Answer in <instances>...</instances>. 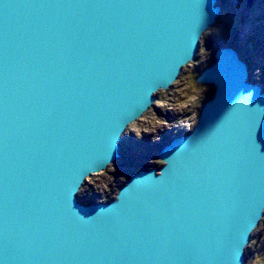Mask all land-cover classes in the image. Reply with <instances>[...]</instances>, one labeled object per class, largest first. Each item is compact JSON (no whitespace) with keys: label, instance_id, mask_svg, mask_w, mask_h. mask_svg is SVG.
I'll return each mask as SVG.
<instances>
[{"label":"water","instance_id":"water-1","mask_svg":"<svg viewBox=\"0 0 264 264\" xmlns=\"http://www.w3.org/2000/svg\"><path fill=\"white\" fill-rule=\"evenodd\" d=\"M219 13L217 0H0V264L245 263L264 217V92L232 47L196 77L212 96L160 168L110 202L77 200Z\"/></svg>","mask_w":264,"mask_h":264},{"label":"rangeland","instance_id":"rangeland-1","mask_svg":"<svg viewBox=\"0 0 264 264\" xmlns=\"http://www.w3.org/2000/svg\"><path fill=\"white\" fill-rule=\"evenodd\" d=\"M217 5L220 13L202 36L194 61L183 68L167 91L158 92L154 105L127 128L120 158L86 180L77 194L78 202L107 203L132 174L162 166L157 159L161 146L175 135L190 132L200 108L212 96L213 87L198 85L195 79L213 63V54L220 46L236 48L248 62L249 78L264 92V0H217ZM208 39L214 45L205 51L203 41ZM251 237L244 264H264V219Z\"/></svg>","mask_w":264,"mask_h":264},{"label":"trees","instance_id":"trees-1","mask_svg":"<svg viewBox=\"0 0 264 264\" xmlns=\"http://www.w3.org/2000/svg\"><path fill=\"white\" fill-rule=\"evenodd\" d=\"M216 20H217V19H216ZM235 49H236V48H235ZM243 61H244V60H243ZM244 62H245L246 65H248V62H247V61H244ZM210 65H212V63H210L209 66H210ZM248 70H249V68H248ZM252 82H254V81H252ZM254 83H255V82H254ZM123 185H124V184L120 185V186L117 188L116 192L114 193V197H112V198H108V199H107V202H110V201L114 200V198H115V196H116L118 190H119ZM80 203H81V204H84V205H88V204L95 203V202H94L93 200H90V201H88V202L80 201ZM263 219H264V217H263ZM263 219H262V220H263ZM262 220H261V221H262ZM261 221H260V222H261ZM251 240H252V237H251ZM251 240H250V241H251ZM244 258H245V261H246V260H247V257L245 256Z\"/></svg>","mask_w":264,"mask_h":264}]
</instances>
